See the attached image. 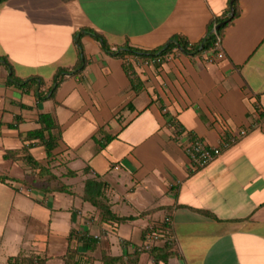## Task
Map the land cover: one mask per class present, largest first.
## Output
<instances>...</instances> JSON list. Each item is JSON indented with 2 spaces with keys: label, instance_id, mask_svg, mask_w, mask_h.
<instances>
[{
  "label": "crops",
  "instance_id": "0c3cea01",
  "mask_svg": "<svg viewBox=\"0 0 264 264\" xmlns=\"http://www.w3.org/2000/svg\"><path fill=\"white\" fill-rule=\"evenodd\" d=\"M233 1L0 3V174L10 177L0 182V264L17 256L67 264L69 246L81 264H264V0H235L219 49L117 54L159 49L175 36L198 44L233 16ZM83 30L110 51L82 34L83 67L39 102L37 89L46 93L59 69L79 63ZM11 70L41 86L10 85ZM44 113L58 138L51 184L72 192L23 182L32 170L24 157L47 158L40 140L25 139ZM195 138L231 144L194 170L183 144ZM95 177L128 219L105 218L83 200L84 180ZM151 226L163 233L154 246L171 244L169 255L144 248Z\"/></svg>",
  "mask_w": 264,
  "mask_h": 264
},
{
  "label": "trees",
  "instance_id": "16d2710c",
  "mask_svg": "<svg viewBox=\"0 0 264 264\" xmlns=\"http://www.w3.org/2000/svg\"><path fill=\"white\" fill-rule=\"evenodd\" d=\"M4 0H0V3L3 2ZM235 0L233 1V16L227 18L226 20L220 19L217 21V30L214 32L212 28H210L209 33L207 37L201 41L198 44L195 45H190L188 42L184 41L182 38L175 36L172 39H170L163 47L155 50H143V49H138V48H133V47H126L123 48V51H117V54L126 52V53H134L143 57H149V56H154V55H159L166 53L168 51H171L173 48L178 47L183 53L187 54H195L198 51H201L203 49H208V48H213L215 46L216 42V35L220 34L222 28L227 25L229 22L232 21L233 17L237 14L236 7H235ZM91 33L96 39L100 40L103 48L107 51H110V47L105 41V39L88 30H83L80 31L77 34L76 40L80 48V60L77 66L73 69H67V68H61L57 71L54 80H53V85L51 88L46 92L42 93L39 89L35 91L37 95V100L41 102L42 100H45L49 97H52L54 94V91L58 84L63 80V78L70 73H76L79 71L84 64L85 61V56L84 53H82V45L80 43V37L84 33ZM2 60V59H1ZM4 60V59H3ZM1 62V61H0ZM8 83L10 85H17V86H22L25 87L29 83H34L36 85L41 86L42 80L41 79H35V78H28L25 80L16 78L15 75L13 74L12 70L11 73L8 76ZM39 122L41 124V127L39 129H36L34 131H31L26 134L25 139L30 140V139H38L40 140L47 152V158L44 162H41L39 160L33 159L30 155H26L24 159L26 160L27 164L31 167V173L28 174V176L24 179L23 182L27 184L29 187H37V188H43L48 191H52L55 188H59L60 191H67V192H72L68 187L65 186H59L58 185H52L51 181L53 180L54 182L57 180V176L53 173V168L55 165L54 159L52 158V153L53 150L58 146V138L57 136L53 133V129L56 127V123L50 114H41L39 117ZM113 137L109 136L107 138V141L111 140ZM104 145V144H103ZM69 175L75 176L77 173L75 171H69ZM8 179H10L9 176L0 174V182H5ZM83 189H82V198L83 200L90 202L92 205L97 207L103 216L105 218H112L116 219L119 221L126 220L128 218L125 217H119L117 216L111 209V205L109 204V199L107 196V183L105 181H102L99 178H88L84 180L83 183ZM84 240L92 243L93 240H90L88 238H84ZM88 248V246H87ZM171 244L165 242V245L163 247L159 246H153L152 251L156 253H161V252H166V255L170 254V249ZM77 250L74 247L69 246L68 254H67V264H81L80 260L78 258ZM42 260L40 257H35V256H17V257H11L9 259V264H40Z\"/></svg>",
  "mask_w": 264,
  "mask_h": 264
},
{
  "label": "built area",
  "instance_id": "2783aa9c",
  "mask_svg": "<svg viewBox=\"0 0 264 264\" xmlns=\"http://www.w3.org/2000/svg\"><path fill=\"white\" fill-rule=\"evenodd\" d=\"M215 49H219L221 46V36L216 35ZM219 57L223 56V53L220 51L218 53ZM241 134H245V131H242ZM231 144V141H222L218 146H209L204 141L195 138L189 140L183 144V150L188 155L192 169L197 170L207 166L210 162L215 160L221 153L227 149ZM170 219L165 218V222H168ZM163 233L160 229L149 227L145 234L144 248L151 249L155 242H157Z\"/></svg>",
  "mask_w": 264,
  "mask_h": 264
},
{
  "label": "rangeland",
  "instance_id": "374dc122",
  "mask_svg": "<svg viewBox=\"0 0 264 264\" xmlns=\"http://www.w3.org/2000/svg\"><path fill=\"white\" fill-rule=\"evenodd\" d=\"M66 200H68V203L71 204V205L78 204L81 201L80 199L71 197L69 195H67ZM64 211H63L64 213L62 214V216H64L66 218V220L68 221V223H69V221H70V211H68V210L67 211L64 210Z\"/></svg>",
  "mask_w": 264,
  "mask_h": 264
}]
</instances>
